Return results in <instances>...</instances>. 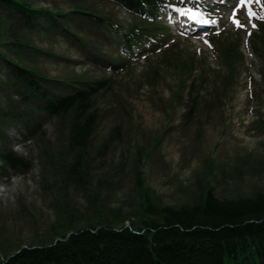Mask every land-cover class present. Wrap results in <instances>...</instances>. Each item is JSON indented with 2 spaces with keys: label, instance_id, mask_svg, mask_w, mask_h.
<instances>
[{
  "label": "rangeland",
  "instance_id": "rangeland-1",
  "mask_svg": "<svg viewBox=\"0 0 264 264\" xmlns=\"http://www.w3.org/2000/svg\"><path fill=\"white\" fill-rule=\"evenodd\" d=\"M19 1L62 13L61 24L44 15L40 26L27 28L1 8L0 54L34 69L54 90H93L96 124L75 179L67 169L71 116L40 113L22 100L5 78L11 66L0 61V146L10 145L29 164L24 171L0 166V261L70 228L134 222L142 208L138 172L156 205L198 203L207 186L218 198L264 191V41L248 34L253 19L236 28L226 20L228 10L219 36L206 42L165 28V47L175 42L182 55L203 64L189 88L159 52L134 56L116 73L107 69L108 59H128L119 55V34L142 24L115 2ZM76 9L118 22L121 30L99 27ZM215 38L239 40L232 66L213 55Z\"/></svg>",
  "mask_w": 264,
  "mask_h": 264
},
{
  "label": "trees",
  "instance_id": "trees-1",
  "mask_svg": "<svg viewBox=\"0 0 264 264\" xmlns=\"http://www.w3.org/2000/svg\"><path fill=\"white\" fill-rule=\"evenodd\" d=\"M113 1L142 21V24L130 25L126 29L123 40L129 52L134 44L142 45L153 38L158 39L160 27L151 18L159 0ZM1 8L9 17L10 13L17 20L23 19L18 23L27 28L40 26L39 20L44 15L51 25L61 24L56 19L61 13L33 8L23 1L0 0ZM74 12L89 16L99 27L115 23L90 10L76 9ZM2 18L4 13H0V20ZM2 24L4 26V20ZM261 32L264 38V25ZM255 36L262 39L257 33ZM237 43L238 40H217L215 45L224 61L231 66L238 58ZM178 48L177 44L169 47L162 51L161 57L167 63L174 62L178 73L191 88L193 80L190 76L203 70V64L196 66L197 61L182 55ZM0 61L11 66L7 68L5 78L22 100H32L40 113L71 116L67 148L72 157L67 169L77 179L84 151L91 144L96 124V113L91 105L93 90L57 91L34 69L1 54ZM109 66L117 71L123 64L110 63ZM26 118L29 125L33 118L32 110ZM33 124L34 119L29 126ZM0 160L8 169L24 171L29 168L28 162L6 145L0 146ZM136 180L142 208L134 222L116 225L107 221L88 224L80 229L57 231L50 242L20 247L5 256L0 264H264V191L258 190L248 197L218 198L207 186L198 203L173 207L152 202L148 190L143 187L144 179L140 172L136 173Z\"/></svg>",
  "mask_w": 264,
  "mask_h": 264
},
{
  "label": "snow or ice",
  "instance_id": "snow-or-ice-1",
  "mask_svg": "<svg viewBox=\"0 0 264 264\" xmlns=\"http://www.w3.org/2000/svg\"><path fill=\"white\" fill-rule=\"evenodd\" d=\"M250 2V0H240V5H245L246 3ZM256 3H260V0H255ZM249 15H253L252 13H248ZM230 19L233 21L234 24L237 26H241L238 18L233 14Z\"/></svg>",
  "mask_w": 264,
  "mask_h": 264
},
{
  "label": "bare ground",
  "instance_id": "bare-ground-1",
  "mask_svg": "<svg viewBox=\"0 0 264 264\" xmlns=\"http://www.w3.org/2000/svg\"><path fill=\"white\" fill-rule=\"evenodd\" d=\"M172 1H173V0H169V4H171L170 2H172ZM182 10L185 11L184 9H182ZM167 15H168V14H167ZM19 20H20V21H24L23 19H20V18H19Z\"/></svg>",
  "mask_w": 264,
  "mask_h": 264
},
{
  "label": "water",
  "instance_id": "water-1",
  "mask_svg": "<svg viewBox=\"0 0 264 264\" xmlns=\"http://www.w3.org/2000/svg\"><path fill=\"white\" fill-rule=\"evenodd\" d=\"M57 239H60V238H55V240H57Z\"/></svg>",
  "mask_w": 264,
  "mask_h": 264
}]
</instances>
